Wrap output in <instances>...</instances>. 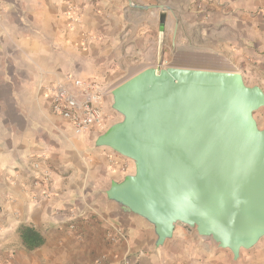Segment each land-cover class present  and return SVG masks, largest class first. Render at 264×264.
Returning a JSON list of instances; mask_svg holds the SVG:
<instances>
[{"label": "crops", "instance_id": "crops-1", "mask_svg": "<svg viewBox=\"0 0 264 264\" xmlns=\"http://www.w3.org/2000/svg\"><path fill=\"white\" fill-rule=\"evenodd\" d=\"M174 32L170 61L238 71L264 92V0H0V264H250L253 253L234 259L194 229L176 226L158 246L153 225L106 194L134 173L96 144L122 120L111 90L163 68V38ZM68 78L103 87V129L76 136L52 111L53 90H73ZM22 226L43 246L26 251Z\"/></svg>", "mask_w": 264, "mask_h": 264}, {"label": "water", "instance_id": "water-1", "mask_svg": "<svg viewBox=\"0 0 264 264\" xmlns=\"http://www.w3.org/2000/svg\"><path fill=\"white\" fill-rule=\"evenodd\" d=\"M111 96L122 120L96 144L131 160L134 173L106 194L151 223L158 246L178 226L237 259L264 237V127L253 116L261 88L236 71L169 65L142 70Z\"/></svg>", "mask_w": 264, "mask_h": 264}, {"label": "built area", "instance_id": "built-area-1", "mask_svg": "<svg viewBox=\"0 0 264 264\" xmlns=\"http://www.w3.org/2000/svg\"><path fill=\"white\" fill-rule=\"evenodd\" d=\"M72 11L74 7L70 8ZM73 23L78 19L73 18ZM73 90L67 91L63 88L53 90L51 108L52 111L71 122L74 134L81 136L86 132L104 127V115L102 111V101L105 90L102 86L94 82H84L81 80L68 78ZM77 216L71 211L68 215L69 229L76 228ZM121 234L120 231H118Z\"/></svg>", "mask_w": 264, "mask_h": 264}, {"label": "rangeland", "instance_id": "rangeland-1", "mask_svg": "<svg viewBox=\"0 0 264 264\" xmlns=\"http://www.w3.org/2000/svg\"><path fill=\"white\" fill-rule=\"evenodd\" d=\"M171 39H172V37L170 36V33L168 35H164L163 47H162V55H163V57H165V60H166L165 64H163V65H165L164 67L169 66V65H174V66L183 67V68H199V69L214 70V69L208 67L207 65L202 64L201 62H197V61H185V60H183V61H181V60L170 61L171 57H170V50L169 49H170ZM195 39H198V38H195ZM199 41H201V40H199ZM174 44H176V35H175V39H174ZM156 69H158V68H156ZM236 72H238V71H236ZM247 81H249V80H247ZM245 85L251 87L250 84H245ZM253 116H254L259 128H263L264 127V107L255 111L253 113ZM263 246H264V237L261 238L259 240V242L253 248H251L249 250H244V251H247L249 253V255L251 253H253V256L249 262L250 264H260V263L264 262Z\"/></svg>", "mask_w": 264, "mask_h": 264}, {"label": "trees", "instance_id": "trees-1", "mask_svg": "<svg viewBox=\"0 0 264 264\" xmlns=\"http://www.w3.org/2000/svg\"><path fill=\"white\" fill-rule=\"evenodd\" d=\"M22 246L26 251L31 252L39 249L44 244V238L34 228L22 226L19 229Z\"/></svg>", "mask_w": 264, "mask_h": 264}, {"label": "bare ground", "instance_id": "bare-ground-1", "mask_svg": "<svg viewBox=\"0 0 264 264\" xmlns=\"http://www.w3.org/2000/svg\"><path fill=\"white\" fill-rule=\"evenodd\" d=\"M161 38H162V32H160V40H161ZM159 69V68H158Z\"/></svg>", "mask_w": 264, "mask_h": 264}]
</instances>
